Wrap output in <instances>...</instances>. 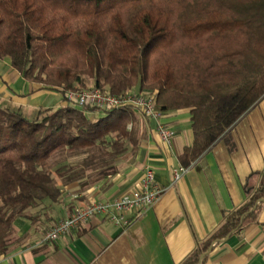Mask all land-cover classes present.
<instances>
[{
  "label": "trees",
  "instance_id": "obj_1",
  "mask_svg": "<svg viewBox=\"0 0 264 264\" xmlns=\"http://www.w3.org/2000/svg\"><path fill=\"white\" fill-rule=\"evenodd\" d=\"M0 58L63 97L134 91L159 111L190 109L189 167L264 97V0H0ZM137 115L67 103L29 116L0 104V257L16 220L36 223L66 186L112 187L144 139ZM261 185L183 264L254 214Z\"/></svg>",
  "mask_w": 264,
  "mask_h": 264
},
{
  "label": "crops",
  "instance_id": "obj_2",
  "mask_svg": "<svg viewBox=\"0 0 264 264\" xmlns=\"http://www.w3.org/2000/svg\"><path fill=\"white\" fill-rule=\"evenodd\" d=\"M0 104L31 116L40 108L67 103L60 91L28 82L9 58H0ZM160 112L161 121L174 132L171 144L162 140L156 120L138 113L144 139L112 187L102 191L101 185L86 190H79L77 183L66 186L51 208L38 213L36 223L17 219L16 234L0 264H183L203 247L226 215L262 186L264 97L227 138L189 167L181 164L180 155L193 142L190 109ZM148 166L165 190L145 213H129V226L98 215L55 241H44L45 232L76 207L114 200L137 189ZM180 167L186 171L176 180ZM256 205L238 230L210 244L198 264H264V192Z\"/></svg>",
  "mask_w": 264,
  "mask_h": 264
},
{
  "label": "built area",
  "instance_id": "obj_3",
  "mask_svg": "<svg viewBox=\"0 0 264 264\" xmlns=\"http://www.w3.org/2000/svg\"><path fill=\"white\" fill-rule=\"evenodd\" d=\"M66 103L79 107H97L101 109H116L124 106L133 107L139 114L157 121V130L167 144L172 143L174 132L161 121V112L157 108L156 97L129 91L124 94H110L98 88L68 91L65 94ZM131 124L129 128H131ZM186 168L180 167L176 172L178 180ZM156 181L155 171L146 167L137 189L124 194L114 200H92L87 205L76 207L66 218L58 220L44 234V241H55L61 236L69 234L73 229L88 222L98 215H105L119 226H129L132 220L128 214L137 212L143 214L155 204L164 192Z\"/></svg>",
  "mask_w": 264,
  "mask_h": 264
}]
</instances>
